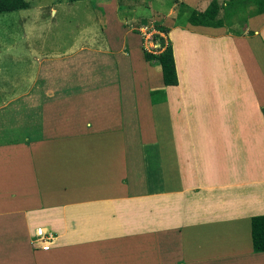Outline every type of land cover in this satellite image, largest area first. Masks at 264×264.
I'll return each mask as SVG.
<instances>
[{
  "label": "crops",
  "instance_id": "1",
  "mask_svg": "<svg viewBox=\"0 0 264 264\" xmlns=\"http://www.w3.org/2000/svg\"><path fill=\"white\" fill-rule=\"evenodd\" d=\"M172 31L179 83L163 89L175 139L163 145L175 148L174 156H161L157 142L143 139L137 91L154 82L149 62H121L116 56L123 51L110 56L82 46L65 54L69 60L51 57L45 68L40 59L34 63L33 85L44 82L43 108L65 101L67 111L80 109L93 120L70 136L41 134L31 147L0 149V216L10 228L24 224L34 249L25 264H264V252L253 251L251 229V218L264 215V115L237 44L177 25ZM118 84L120 96H102ZM93 99L99 112L89 110ZM114 100L123 126L109 118L116 114ZM232 157L242 176L261 177L249 182L256 190L248 198L220 204L215 187L228 185ZM17 231L7 240H14L15 253L21 249ZM39 232L53 238L47 252L40 249ZM104 244L118 247L103 254Z\"/></svg>",
  "mask_w": 264,
  "mask_h": 264
},
{
  "label": "rangeland",
  "instance_id": "2",
  "mask_svg": "<svg viewBox=\"0 0 264 264\" xmlns=\"http://www.w3.org/2000/svg\"><path fill=\"white\" fill-rule=\"evenodd\" d=\"M28 1L29 9L0 15V149L31 147L41 140V134L43 137L70 136L69 134H76L86 125L87 118L90 119L88 122L93 120L91 115L88 117L79 115L82 112L80 109L73 113L67 111L65 101H59L58 105L52 108L41 106L47 101L42 98L44 95L41 94L39 85L44 82L39 81L40 83L33 85L34 75L39 69L38 65L34 64L37 59L44 61L45 68L47 63H50L46 59L53 57L55 60H64L67 59L65 55L67 52L70 54L71 51L81 50V47L85 46L92 50L101 48L109 52L110 56L111 53L116 56L114 52L123 51L116 56L121 62L146 63L144 51L159 54L165 49L162 48L158 37L163 38L165 43L170 42L173 47L170 38L175 25L211 38L229 36L234 39L256 103L264 115V14L253 16L256 5L250 0H243L229 12L222 9L218 18H224L225 24L220 29L194 27L187 23V17L193 10L205 11L212 0H83L73 3L66 0ZM227 1L218 0L223 7L227 5ZM182 8H185L183 14L177 17ZM159 27H167L170 31L167 34L163 33ZM124 52L130 53L131 59L124 57L127 55ZM74 57L73 59L79 58L76 55ZM147 65L155 68V76L152 86L139 84L137 91L140 98L138 118L143 127V139L157 142L163 151L161 156H174L175 148L163 145L165 141L175 139L169 101L156 107L146 102L151 87H156V90L165 88L161 69L153 62ZM139 72L143 74L142 71ZM7 78L9 81L5 85H8L2 88V81ZM108 87L109 89L105 88L102 94L106 99H109V92L120 96L123 90L120 84L115 88L109 85ZM29 90V94L21 97V93ZM164 90L167 93V89ZM4 94H9L10 99L2 97ZM93 97L96 98L95 95ZM94 99L89 110L99 112ZM114 102L117 105L118 102L115 100ZM113 109L116 114L109 118L118 120L115 123L123 126L122 108L118 104ZM185 109V112L189 110ZM28 118L31 123L28 122ZM27 137H31L33 141H27ZM238 160L237 157L230 160V165L234 162L232 164L234 172L228 185L215 187L216 190L219 189V203L226 198L234 201L248 198V195L256 190L249 186V182L253 184L261 175L257 173L251 177L242 176ZM262 175L264 177V172ZM0 223L7 224V228H0V264H14L17 262L14 258L18 260L21 258V264H25L27 254L32 253L34 249L24 224L18 228L17 224L13 223L15 227L10 228L8 218L2 215ZM14 230L18 231L14 232V236L11 235L18 244L21 242V249L17 253L14 240L7 243L9 234ZM116 247L118 244L115 246L104 244L100 253L104 254L105 250L111 251Z\"/></svg>",
  "mask_w": 264,
  "mask_h": 264
},
{
  "label": "trees",
  "instance_id": "3",
  "mask_svg": "<svg viewBox=\"0 0 264 264\" xmlns=\"http://www.w3.org/2000/svg\"><path fill=\"white\" fill-rule=\"evenodd\" d=\"M62 1V0H60ZM68 2H77L83 0H66ZM243 0H228L226 6H221L218 0H212L205 11L199 12L193 10L187 17V23L194 27H204L211 29H220L224 27V18H218L220 11L224 9L229 12L231 8H235ZM256 5V11L253 16L264 14V0H250ZM30 8L28 0H0V15L27 10ZM185 8H182L177 17L183 14ZM228 15V13H226ZM225 16V15H224ZM226 18V17H225ZM229 18V17H228ZM180 26V25H179ZM163 33H169L170 29L167 27H159ZM161 41L163 51L158 53H150L144 51V59L147 62L156 63L161 67L163 86H177L179 83L176 62L173 52V47L170 42L165 43L163 38L158 37ZM167 101V96L164 89H157L151 91L150 102L152 105H158ZM31 141L33 139L29 138ZM252 229V243L253 251L255 253L264 252V215L254 216L251 218Z\"/></svg>",
  "mask_w": 264,
  "mask_h": 264
},
{
  "label": "built area",
  "instance_id": "4",
  "mask_svg": "<svg viewBox=\"0 0 264 264\" xmlns=\"http://www.w3.org/2000/svg\"><path fill=\"white\" fill-rule=\"evenodd\" d=\"M37 238H39L41 241V249L43 251H49L51 249V245H52V236L49 235V233L45 232V233H41L39 232V235L37 236Z\"/></svg>",
  "mask_w": 264,
  "mask_h": 264
}]
</instances>
